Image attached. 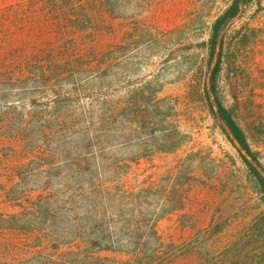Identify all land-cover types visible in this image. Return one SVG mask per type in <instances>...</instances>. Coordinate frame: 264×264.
<instances>
[{
  "label": "rangeland",
  "instance_id": "obj_1",
  "mask_svg": "<svg viewBox=\"0 0 264 264\" xmlns=\"http://www.w3.org/2000/svg\"><path fill=\"white\" fill-rule=\"evenodd\" d=\"M231 2L0 0V264H131L157 247L154 224L174 244L167 264H264V199L206 95L208 39ZM240 29L220 96L264 162V0ZM91 163L112 207L75 209L78 240L36 235L75 223L67 195ZM38 192L58 202L37 209Z\"/></svg>",
  "mask_w": 264,
  "mask_h": 264
},
{
  "label": "trees",
  "instance_id": "obj_2",
  "mask_svg": "<svg viewBox=\"0 0 264 264\" xmlns=\"http://www.w3.org/2000/svg\"><path fill=\"white\" fill-rule=\"evenodd\" d=\"M252 1L253 0H232L231 4L213 23L207 44L212 68L208 75L206 95L216 123L237 148L243 162L247 166L249 177L254 181L261 197L264 199V162L260 158L259 151L254 149L251 145L245 129L238 121L236 110L225 105L219 90L222 72L226 68L235 69L238 67V55L241 49H245L244 47H246L240 40L241 29L235 31V35L230 36L229 24L231 21L241 18L244 10ZM177 134L179 135V138H177L178 140H174L170 134H165L164 137L167 139L163 148L165 151L177 149L181 145L179 130ZM102 166H104V163L103 165L96 163L88 164V166L84 168L87 174L84 176V181L88 184V187L67 195V209L72 215L70 216L71 222L75 223L67 229L61 227V233L56 230L57 227L53 223L45 224V226L44 224H37L34 229V232L37 231L36 235L39 234V236L45 237V240L48 241L50 239L52 241L61 238L62 235H68L69 233L73 236L74 240H78L81 228L77 222V214L74 215L75 209L77 211L78 209L95 210L94 208L97 207H102L103 209L112 207L110 203L113 201L110 200L108 196H110L109 193L114 189V186H112L113 181L105 179L101 175L102 172L100 168H102ZM94 171L97 173L96 175ZM88 173L90 174L88 175ZM127 188L129 187L125 184L122 185V188L119 190L122 189L123 192H127ZM36 198V202H33V204L37 209L47 208L49 205H52V203L56 205L58 202V200H55L57 197L54 196V194L48 195L45 194V192L36 193ZM51 217H54V215H51ZM51 217L48 218L52 219ZM94 220L97 221V216ZM150 231L157 239V247L149 252H147V250L143 251L149 244V242H144L141 246L136 248L137 250H133V253H131L129 259L131 264H167L169 262L170 258H164L163 254L165 253L167 257V254L173 249V242H166L162 236L158 234L157 225L155 224L152 225Z\"/></svg>",
  "mask_w": 264,
  "mask_h": 264
}]
</instances>
